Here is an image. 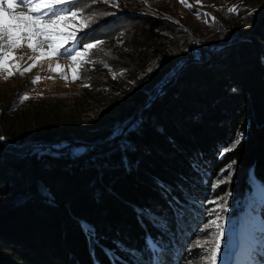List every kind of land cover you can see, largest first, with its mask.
<instances>
[{
  "label": "trees",
  "instance_id": "trees-1",
  "mask_svg": "<svg viewBox=\"0 0 264 264\" xmlns=\"http://www.w3.org/2000/svg\"><path fill=\"white\" fill-rule=\"evenodd\" d=\"M78 2L96 18L82 43L104 41L81 73L117 69L104 78L112 102L66 123L7 117L3 106L0 264H183L210 218L202 206L226 191L263 249L264 0H236L231 17L204 14L195 32L159 0ZM24 87L0 89V102ZM62 139V149L34 144ZM232 163L229 183L215 187ZM230 243L226 264H264L251 241Z\"/></svg>",
  "mask_w": 264,
  "mask_h": 264
},
{
  "label": "rangeland",
  "instance_id": "rangeland-1",
  "mask_svg": "<svg viewBox=\"0 0 264 264\" xmlns=\"http://www.w3.org/2000/svg\"><path fill=\"white\" fill-rule=\"evenodd\" d=\"M159 2L163 4L165 10L168 11L167 13L174 15L177 14V17H179L182 22H186L187 26L192 29L190 30L189 28V31L195 32L199 28L204 29V27L201 26V24L206 20H204V18L201 19L204 14L205 17L206 14L212 17V15H216L218 11V14L224 17L233 16V13L229 12L228 9L235 6L236 0H200L199 3L197 0H186V3H181V0H159ZM186 4H190L192 7L189 8L186 6ZM17 10L24 11L26 9L21 6ZM44 11H46V9H44ZM197 13H199V15H197ZM78 33L82 34V32ZM177 39V42H181L183 37H178ZM70 43L71 42H69V44ZM68 46V44L65 45V47ZM61 51H63V49H61ZM101 53H103V51H101ZM34 55L36 54H33L26 45L14 49L13 56L8 61L9 66H12L11 70L14 72V74L8 80L3 79V77L7 75V72L0 69V89L14 88L19 84V82L25 83L22 94L14 95L8 100H1V112L5 104H11L10 108L5 110L7 117L20 118L22 120L36 117L44 120L57 122L62 121L66 123L76 112L79 113L92 108L94 111L93 113L95 114L102 111L103 108L112 102L110 101L112 98V94H110V92L113 93V91H111L112 88L106 89L104 78L118 77L117 73L119 72L116 71L117 69L115 70L114 68H111V66H107L104 70H102V78L99 75L93 78V73L89 75L87 74L89 76L88 79L91 78V81L87 83V76L84 77L82 75L81 67L78 69L80 78L73 82L71 80L73 62L68 57L56 56L52 59H44L40 62H37L36 67L32 68L31 71L24 73L22 76L19 75V72L16 67H14V65L19 64L21 68L27 67L33 63V60L29 59V57ZM57 63L61 65L63 70L62 73L50 70V67L55 68ZM62 74L68 76L69 79H63ZM36 76H40L41 80L34 84L31 83V81H33ZM172 78L175 80V74H173L172 77L167 80V82L162 84L159 82L153 90L150 98L155 97L157 93H159L160 89L165 90L166 88H164V85L170 82ZM86 85L91 86L86 87ZM105 89L107 91H105ZM23 94H27L29 99L23 100ZM104 94L107 97H104ZM6 95L7 94H4L2 97ZM103 98H107V100H103ZM97 105L100 108L98 107L95 109V106ZM90 115L93 116L91 112H88L84 116L90 117ZM129 121L130 119L125 122V125L127 123L129 124ZM28 142H32V140H29ZM64 143L65 140L62 139L52 144H50V141H35L34 144L37 145V150H40V147L44 145L47 147V149L49 145L57 149H62V147L65 145ZM233 143H231V145H233ZM61 144L62 146H59ZM77 149L79 151L81 150L78 147L76 148V152ZM230 165L231 168L227 172H224L223 170L219 171L217 178L214 179L215 187L218 188L220 185L229 183L235 169V165H233V163ZM226 168H228V166ZM255 188L256 190H259L257 184L255 185ZM240 200L241 199H237L232 202L231 193L226 191L224 193H219L218 197L211 200L213 203L211 207H209V205L205 207L202 206V209L208 210L207 212L209 213L210 218L206 221V223L198 228V230H200L199 232L197 231L198 235L186 243L185 250L188 251V249H193V256L191 255L190 259L182 260L183 264H208L207 253L211 249L213 242L217 237L219 231L217 225L222 228L223 237L220 239V254L215 264L229 263L234 255L232 250L233 247L230 246V242L231 240L235 239H237V242L242 241L243 239H247V242L251 241L254 249L264 255V248L262 249L260 245L256 244L257 240L256 236L254 235L256 233V228L254 225L255 221L247 218H244L243 220L241 217L236 215L235 211H233L234 206H237L238 208L241 206V202H239ZM221 205L224 206L223 210H221ZM261 216L262 215L260 213L256 214V217L259 219H261ZM245 233L248 235V237L244 235ZM197 241L205 243L206 247L203 250L199 247H194ZM165 259L169 260L168 254L164 256L163 260ZM156 263L162 264L158 258L156 259Z\"/></svg>",
  "mask_w": 264,
  "mask_h": 264
},
{
  "label": "snow or ice",
  "instance_id": "snow-or-ice-1",
  "mask_svg": "<svg viewBox=\"0 0 264 264\" xmlns=\"http://www.w3.org/2000/svg\"><path fill=\"white\" fill-rule=\"evenodd\" d=\"M84 2H88V0H84ZM103 2L107 3L108 0H103ZM197 2L199 3L200 0H197ZM181 3H186V0H181ZM66 5H70V7H66ZM21 6L26 10L18 11L17 9ZM114 6L118 7L119 5L115 4ZM186 6L192 7L190 4H186ZM78 9H81L78 0H0V69L7 72L3 79L8 80L14 74L11 70L12 66L8 64L9 59L13 56V50L25 45L36 55L29 57L33 60V63L27 67L21 68L19 64L14 65L19 75L22 76L24 73L31 71L32 68L36 67L37 62L44 59L65 56L73 62L71 80L74 82L79 79L78 69L94 63L91 57L102 51L100 45L104 41L97 39L94 43H82L89 38V33L83 30L95 23L96 18L95 16H85L83 10ZM228 11L237 12L238 6H233ZM212 20L214 21L215 18L213 17ZM78 32L83 34L78 36ZM69 42L74 43L69 44ZM66 44L69 46L65 47ZM50 70L63 72L61 65L58 63L55 68L50 67ZM62 78L69 79L68 76L63 74ZM40 80L41 77L36 76L31 83L34 84ZM90 86L86 85V87ZM22 99L27 100L29 97L27 94H23ZM240 138L238 137L233 145L224 151L233 150L236 144L239 143ZM0 139H3V137H0ZM230 168L231 165L223 171H228ZM223 207L221 205V210H223ZM217 228L219 229L217 237L207 253L208 264H215L219 258L220 239L223 237V230L219 225H217ZM194 247L203 250L206 244L197 241Z\"/></svg>",
  "mask_w": 264,
  "mask_h": 264
},
{
  "label": "water",
  "instance_id": "water-1",
  "mask_svg": "<svg viewBox=\"0 0 264 264\" xmlns=\"http://www.w3.org/2000/svg\"><path fill=\"white\" fill-rule=\"evenodd\" d=\"M173 81H174V78H172V80H171L170 82L166 83V84L164 85V88H167L169 85H171ZM164 88H163V89H164Z\"/></svg>",
  "mask_w": 264,
  "mask_h": 264
},
{
  "label": "built area",
  "instance_id": "built-area-1",
  "mask_svg": "<svg viewBox=\"0 0 264 264\" xmlns=\"http://www.w3.org/2000/svg\"><path fill=\"white\" fill-rule=\"evenodd\" d=\"M59 146H62V144L61 145H59ZM39 147V146H38ZM78 150V149H77ZM79 151V150H78ZM80 152V151H79Z\"/></svg>",
  "mask_w": 264,
  "mask_h": 264
}]
</instances>
